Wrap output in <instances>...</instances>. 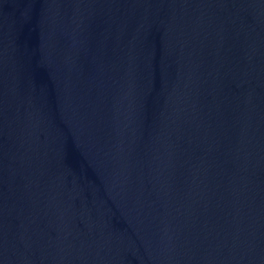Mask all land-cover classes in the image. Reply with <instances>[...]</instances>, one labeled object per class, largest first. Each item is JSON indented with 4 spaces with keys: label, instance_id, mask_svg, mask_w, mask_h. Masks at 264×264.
<instances>
[{
    "label": "water",
    "instance_id": "obj_1",
    "mask_svg": "<svg viewBox=\"0 0 264 264\" xmlns=\"http://www.w3.org/2000/svg\"><path fill=\"white\" fill-rule=\"evenodd\" d=\"M0 264H264V0H0Z\"/></svg>",
    "mask_w": 264,
    "mask_h": 264
}]
</instances>
